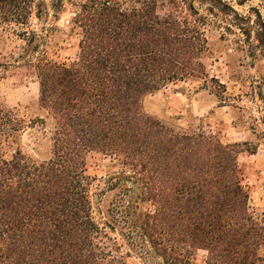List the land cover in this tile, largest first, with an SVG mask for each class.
Listing matches in <instances>:
<instances>
[{
  "label": "trees",
  "instance_id": "16d2710c",
  "mask_svg": "<svg viewBox=\"0 0 264 264\" xmlns=\"http://www.w3.org/2000/svg\"><path fill=\"white\" fill-rule=\"evenodd\" d=\"M200 2L229 14L221 0ZM75 7L79 54L59 63L44 50L57 29L26 31L33 15L48 18L45 0H0V30L25 27L20 36L34 44L31 52L42 48L26 68L39 80L52 125L48 160L12 162L6 146L26 123L0 109V264H125L110 232L133 253L165 264H190L201 249L207 264H264V219L241 185L239 144L176 130L143 108L170 84L206 78L208 20L195 0H86ZM33 124L47 125L40 118ZM93 151L121 166L102 191L114 193L101 208L103 223L94 216L87 173ZM147 202L154 211L139 212Z\"/></svg>",
  "mask_w": 264,
  "mask_h": 264
},
{
  "label": "rangeland",
  "instance_id": "374dc122",
  "mask_svg": "<svg viewBox=\"0 0 264 264\" xmlns=\"http://www.w3.org/2000/svg\"><path fill=\"white\" fill-rule=\"evenodd\" d=\"M86 0H45L49 6L48 18L39 21L35 15L26 31L41 36V28L57 29L47 38L44 50L49 59L70 63L79 54L80 36L71 24L76 5ZM220 6L229 14L195 0L197 8L208 20L204 27L208 41L202 55L206 78L179 81L147 96L144 111L176 130L205 133L223 144H239L237 161L241 185L249 195V207L260 220L264 219V1L221 0ZM55 2L56 7L51 8ZM231 10L239 14V18ZM243 18L244 20H242ZM242 28V29H240ZM25 27L4 26L0 30V109L15 110L26 128L18 133L15 144L6 146V157L12 162L31 158L36 162L52 155L49 130L52 126L40 103V84L27 63L36 62L42 54L32 53L34 44L20 36ZM245 30V31H243ZM43 119L42 124L33 121ZM11 142V140H9ZM87 173L94 178L91 199L95 218L101 219V208L108 205L114 193L104 194L111 172L121 170L111 156L93 151L87 156ZM106 199V202H105ZM139 201V200H137ZM139 212L154 211L151 203L140 205ZM121 244L125 264H165L155 256L133 253L118 232H110ZM264 235V234H263ZM264 256V237L260 246ZM208 252L195 250L190 264H207Z\"/></svg>",
  "mask_w": 264,
  "mask_h": 264
}]
</instances>
